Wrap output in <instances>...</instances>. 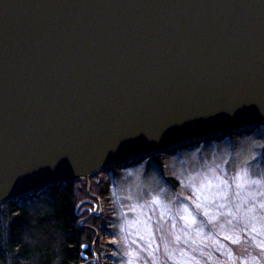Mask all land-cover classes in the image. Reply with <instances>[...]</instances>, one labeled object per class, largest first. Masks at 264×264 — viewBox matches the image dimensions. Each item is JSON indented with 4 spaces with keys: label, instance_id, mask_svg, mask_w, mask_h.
I'll return each mask as SVG.
<instances>
[{
    "label": "water",
    "instance_id": "obj_1",
    "mask_svg": "<svg viewBox=\"0 0 264 264\" xmlns=\"http://www.w3.org/2000/svg\"><path fill=\"white\" fill-rule=\"evenodd\" d=\"M262 124L264 0H0V206Z\"/></svg>",
    "mask_w": 264,
    "mask_h": 264
},
{
    "label": "clouds",
    "instance_id": "obj_2",
    "mask_svg": "<svg viewBox=\"0 0 264 264\" xmlns=\"http://www.w3.org/2000/svg\"><path fill=\"white\" fill-rule=\"evenodd\" d=\"M104 177L100 211L110 213L104 235L113 246L93 249L91 259L82 254L81 264H264V138L257 133L196 139Z\"/></svg>",
    "mask_w": 264,
    "mask_h": 264
},
{
    "label": "trees",
    "instance_id": "obj_3",
    "mask_svg": "<svg viewBox=\"0 0 264 264\" xmlns=\"http://www.w3.org/2000/svg\"><path fill=\"white\" fill-rule=\"evenodd\" d=\"M95 179L90 180V192L104 198ZM86 195L84 183H62L1 205L0 264H81L82 243L91 230L78 227L75 210ZM94 221L86 224L97 228Z\"/></svg>",
    "mask_w": 264,
    "mask_h": 264
},
{
    "label": "rangeland",
    "instance_id": "obj_4",
    "mask_svg": "<svg viewBox=\"0 0 264 264\" xmlns=\"http://www.w3.org/2000/svg\"><path fill=\"white\" fill-rule=\"evenodd\" d=\"M251 133H257L258 138H264V125L256 127L254 129H251L249 131H245V132H242L240 134H234V135H236V136L248 135ZM226 136L231 137L233 135L229 134ZM173 150H170L167 153H170ZM161 155H163V154H161ZM151 160L154 163L157 162V155H153L151 157ZM161 162H163V161H161ZM115 168L116 167L109 168L107 171L99 173V175L95 179V181H97V178L101 180L102 190L105 192L104 195H106L104 198H102V197L100 198V201L102 203L101 205L105 204L107 202V199H108V197H107V184L105 181L104 173L113 171ZM170 182L174 183V181H172L171 179H170ZM88 189L89 190H87V188H86V194L93 196L94 194H92L90 192V186ZM95 196H97V195H95ZM100 201H98V202L100 203ZM89 202H91L93 204H89ZM85 203H87L88 206H86ZM99 203H96L95 201H93L92 198H90L88 196L87 199L85 201L81 202L75 210L77 216L79 217V219L77 220L78 227L80 229H86V230L90 229L91 230L90 231L91 233H87L89 239L86 241V243H82V247H84L85 245H87L88 247H85L86 248L85 250H82L83 248L81 247V250H80V255L87 254L89 259H91L92 256L95 254L92 251L93 249H99L101 247V245L107 246V247L113 246L112 241L104 235V231H106V228L104 227V225L106 223V218L110 217V213H107L106 211L101 212L99 207H98ZM89 205H92V206H89ZM89 220H93V222H95L94 220H98L97 221V228L92 227V225H90L88 223L86 224V222ZM93 226H96V225L94 224Z\"/></svg>",
    "mask_w": 264,
    "mask_h": 264
},
{
    "label": "flooded vegetation",
    "instance_id": "obj_5",
    "mask_svg": "<svg viewBox=\"0 0 264 264\" xmlns=\"http://www.w3.org/2000/svg\"><path fill=\"white\" fill-rule=\"evenodd\" d=\"M96 183H97V185H101V180L98 179ZM93 196L96 198V200L93 199V201H95L96 203H99L98 201H100V197L95 196V195H93ZM87 197H88V196H87ZM85 204H86V206H88L87 203H85ZM89 204H93V203L89 202ZM101 204H102V203H101V201H100V203L98 204L99 209H101V206H102ZM89 206H92V205H89ZM96 206H97V205H96Z\"/></svg>",
    "mask_w": 264,
    "mask_h": 264
}]
</instances>
